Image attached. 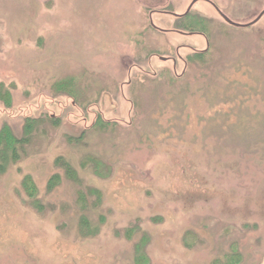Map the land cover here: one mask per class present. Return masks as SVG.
<instances>
[{"label":"rangeland","instance_id":"374dc122","mask_svg":"<svg viewBox=\"0 0 264 264\" xmlns=\"http://www.w3.org/2000/svg\"><path fill=\"white\" fill-rule=\"evenodd\" d=\"M191 2L0 0V264H264V0Z\"/></svg>","mask_w":264,"mask_h":264},{"label":"trees","instance_id":"16d2710c","mask_svg":"<svg viewBox=\"0 0 264 264\" xmlns=\"http://www.w3.org/2000/svg\"><path fill=\"white\" fill-rule=\"evenodd\" d=\"M200 25L199 20H188L186 24L181 25V28L184 30L194 31L196 30L195 26ZM196 57V56H195ZM194 56L188 57L189 61L194 60ZM32 122V123H31ZM52 123H55L54 120H51ZM100 122V119L96 121ZM34 120L28 119L25 125V133L21 138H15L12 133L5 130L0 132V171L4 170V164L7 161V158L11 159L12 162H16L19 159L18 148H23L25 144L28 143L29 137L32 131ZM62 165L65 169V176L68 178L78 182V178L76 172L70 167V165L64 161H62ZM58 177L56 175L52 176L49 180V188L52 187L55 183H57ZM24 187L26 189V193L30 198H33L36 194L35 185L32 183L30 178H26L24 182ZM79 197L83 198V194L79 192ZM227 264H237L239 262L238 255L236 253H232L226 255Z\"/></svg>","mask_w":264,"mask_h":264},{"label":"water","instance_id":"95a60500","mask_svg":"<svg viewBox=\"0 0 264 264\" xmlns=\"http://www.w3.org/2000/svg\"><path fill=\"white\" fill-rule=\"evenodd\" d=\"M197 0H192L191 4L188 6L187 8V11L184 14H186L188 12V10L191 8V6L196 2ZM211 5L213 6V8L215 9V11L219 14V16L225 21L227 22L228 24L232 25V26H235V27H247V26H250L252 24H255L261 17L262 15L264 14V9H262L259 14L251 21L247 22V23H237V22H234L232 20H230L225 14H223L220 9L215 5L213 4L212 2H210ZM181 16V15H180ZM150 24L154 26L153 22L150 21Z\"/></svg>","mask_w":264,"mask_h":264},{"label":"flooded vegetation","instance_id":"af4514ba","mask_svg":"<svg viewBox=\"0 0 264 264\" xmlns=\"http://www.w3.org/2000/svg\"><path fill=\"white\" fill-rule=\"evenodd\" d=\"M199 34H200V33H199ZM191 56H194V57H195V56H196V57H200L201 54H199V53H195V52H194L192 55H188V56L186 57L185 61H184V66H186V65H185L186 63L190 62V61L188 60V57H191ZM196 57H195V58H196ZM181 61H182V60H181ZM175 62H176V60L173 59V60H172L173 66H175ZM97 120H98V118H97ZM97 120H96V121H97ZM94 123H95V121H94Z\"/></svg>","mask_w":264,"mask_h":264}]
</instances>
